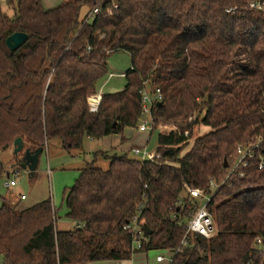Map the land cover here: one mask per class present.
I'll use <instances>...</instances> for the list:
<instances>
[{
    "label": "trees",
    "instance_id": "obj_1",
    "mask_svg": "<svg viewBox=\"0 0 264 264\" xmlns=\"http://www.w3.org/2000/svg\"><path fill=\"white\" fill-rule=\"evenodd\" d=\"M257 1L74 0L44 10L40 0H9L12 18L0 8V152L17 138L31 151L50 140L80 150L84 139L136 129L145 83L162 96L152 131L172 128L157 134L159 160L113 154L103 156L107 170L81 169L63 194L70 230L56 228L50 199L21 208L3 200L4 264H86L150 251L173 252L170 264H264L255 243L264 241V167L256 161L214 193V236L187 235L181 246L195 209L187 188L209 192L237 145L264 138V11L249 8ZM94 7L101 13L84 24L82 9ZM17 32L28 39L11 51L5 40ZM115 52L130 58L125 85L100 94L90 113ZM199 127L208 132L195 136ZM133 218L143 233L136 251L124 230Z\"/></svg>",
    "mask_w": 264,
    "mask_h": 264
},
{
    "label": "rangeland",
    "instance_id": "obj_2",
    "mask_svg": "<svg viewBox=\"0 0 264 264\" xmlns=\"http://www.w3.org/2000/svg\"><path fill=\"white\" fill-rule=\"evenodd\" d=\"M10 1L13 4L15 2V0ZM72 1L74 0H40V3L44 10H52L63 3ZM13 4H10L9 0H0L1 10L10 18L14 16ZM87 14L88 11L86 8H83L81 18L84 19ZM130 65L128 54L125 52L112 53L107 60L108 74L100 81L97 94H109L121 91L125 85L124 74L131 68ZM171 129V127L160 125L149 134H139L136 129H133V132H136L139 140L145 141L144 146H146L147 150L154 152L157 146V134L167 133ZM207 132V128L199 127L195 129V136L203 135ZM26 146L27 144L25 143L24 150L27 149ZM107 148L108 146H105L103 142L84 139L80 150L67 151L61 147L58 140H50L44 146L32 176L19 165L24 155V150L17 157L13 154V147L1 151L0 162L5 169V174L0 177V207L2 201L8 199L19 204V208L32 206L40 201L50 199L56 212L57 228H65L69 223L65 218L64 192L75 184L80 170L88 164L92 163L94 167L102 170L108 169L109 160L101 155L95 156L93 154ZM112 153L114 152L109 154ZM128 156L129 158L133 157V155ZM15 171L18 172L16 177L14 176ZM6 174H9V178H6ZM7 180H15L16 185L11 188H5L4 182ZM20 195H24L26 200H20ZM146 254L148 255L149 262H151L160 253L150 251ZM161 254L165 255L164 252Z\"/></svg>",
    "mask_w": 264,
    "mask_h": 264
},
{
    "label": "built area",
    "instance_id": "obj_3",
    "mask_svg": "<svg viewBox=\"0 0 264 264\" xmlns=\"http://www.w3.org/2000/svg\"><path fill=\"white\" fill-rule=\"evenodd\" d=\"M249 8L256 11H264V1L252 2L249 4ZM113 9L116 6L113 5ZM109 8L106 9L107 14H111ZM230 12V11H227ZM101 13V9L94 7L87 14L84 24L89 23L92 19ZM112 76V75H111ZM141 97V114L138 120L136 130L139 133L149 134L153 129L154 117L153 108L155 104L161 102L162 96L159 89L150 90L148 85L145 83L142 90L139 92ZM99 94L92 96L88 100V107L90 113H96L99 106ZM132 154L140 161H156L161 158L160 154L156 151H149L147 148H133ZM256 161L257 169L261 170L264 167V138H257L251 143L239 144L236 146L231 164L227 166V173L222 181V183H215L214 181L209 182V192L205 193L198 189H188L187 193L189 198L193 202V207H195L193 213L191 214L189 220L183 225L185 230V236L181 242V246H185V237L187 235H198L202 238L209 239L214 236L216 232V226L214 222L213 215L208 210V204L210 203L214 193L226 182L230 181L235 177H244V170L247 169L250 164ZM6 178H9L7 174ZM18 172H14L16 177ZM15 180L5 181L4 187L11 188L15 186ZM24 196H20V200H24ZM132 236V250H138L141 247V239L143 238V233L141 228L137 224V218H133L130 224L124 227ZM255 243L264 252V241L261 238H256ZM164 252L165 255L161 253ZM156 256L155 262L160 264H170L173 259V252L162 251Z\"/></svg>",
    "mask_w": 264,
    "mask_h": 264
},
{
    "label": "crops",
    "instance_id": "obj_4",
    "mask_svg": "<svg viewBox=\"0 0 264 264\" xmlns=\"http://www.w3.org/2000/svg\"><path fill=\"white\" fill-rule=\"evenodd\" d=\"M133 131H134L133 129H125L122 135H111V136L104 137V138L99 139V140H90V139H88L90 141H98L100 143L103 142V144L105 146H108L107 149L95 152L93 154L94 155L95 154L102 155V157L103 156H111L113 154H117V155H123V154L133 155L132 154V149L133 148H138V147L139 148H143V147L146 148V146H144V142L145 141L144 140H139L138 139L139 137L136 135V132H133ZM139 134H141V133H139ZM111 152H114V153L109 154ZM132 158H136V157L133 155ZM20 196H24V195H20ZM24 200H26V198ZM51 206H52V203H51ZM52 208H53V206H52ZM65 218H66V214H65ZM66 220L68 221L69 224L66 225L65 228L58 229L57 226L55 225L56 228L58 230H60V231H67V230H70V229L75 227L74 223L70 222L67 218H66ZM55 224H56V222H55ZM154 252H158V251H154ZM0 264H4V261H3L2 257H0ZM86 264H160V263H156L155 260L149 262L148 255L146 253H140V252L137 253V252H135L134 254H132L131 258L128 259V260L96 261V262H89V263H86Z\"/></svg>",
    "mask_w": 264,
    "mask_h": 264
},
{
    "label": "water",
    "instance_id": "obj_5",
    "mask_svg": "<svg viewBox=\"0 0 264 264\" xmlns=\"http://www.w3.org/2000/svg\"><path fill=\"white\" fill-rule=\"evenodd\" d=\"M27 39L28 37L26 34L17 32L7 37V39L5 40V44L9 50L15 51L18 48H20L27 41ZM206 99L207 97H205V100ZM12 147H13V154L14 156L17 157L18 154L24 150V144L22 139L21 138L15 139ZM42 151H43L42 148H37L33 151H31L30 149L24 150V155L21 161L19 162V165L23 170H27L30 176H32L35 172V169L38 164L39 156L41 155ZM224 168H227L226 161L224 162ZM144 229L147 231V233H150L146 226H144Z\"/></svg>",
    "mask_w": 264,
    "mask_h": 264
}]
</instances>
